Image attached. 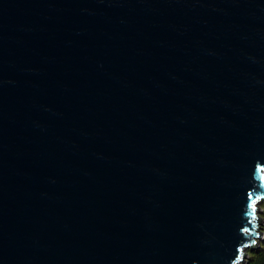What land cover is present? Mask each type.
<instances>
[{
  "label": "water",
  "instance_id": "1",
  "mask_svg": "<svg viewBox=\"0 0 264 264\" xmlns=\"http://www.w3.org/2000/svg\"><path fill=\"white\" fill-rule=\"evenodd\" d=\"M262 168L264 0H0V264H248Z\"/></svg>",
  "mask_w": 264,
  "mask_h": 264
},
{
  "label": "trees",
  "instance_id": "2",
  "mask_svg": "<svg viewBox=\"0 0 264 264\" xmlns=\"http://www.w3.org/2000/svg\"><path fill=\"white\" fill-rule=\"evenodd\" d=\"M248 264H264V242L261 248L250 251Z\"/></svg>",
  "mask_w": 264,
  "mask_h": 264
},
{
  "label": "rangeland",
  "instance_id": "3",
  "mask_svg": "<svg viewBox=\"0 0 264 264\" xmlns=\"http://www.w3.org/2000/svg\"><path fill=\"white\" fill-rule=\"evenodd\" d=\"M260 211H261V216L263 218V221H264V202L261 203L260 205ZM264 227V226H263ZM264 231V230H263Z\"/></svg>",
  "mask_w": 264,
  "mask_h": 264
},
{
  "label": "snow or ice",
  "instance_id": "4",
  "mask_svg": "<svg viewBox=\"0 0 264 264\" xmlns=\"http://www.w3.org/2000/svg\"><path fill=\"white\" fill-rule=\"evenodd\" d=\"M261 171H264V168H262Z\"/></svg>",
  "mask_w": 264,
  "mask_h": 264
}]
</instances>
